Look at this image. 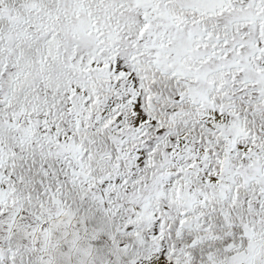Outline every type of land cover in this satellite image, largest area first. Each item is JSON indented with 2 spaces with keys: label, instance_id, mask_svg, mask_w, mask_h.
Returning <instances> with one entry per match:
<instances>
[{
  "label": "snow or ice",
  "instance_id": "6c2138e0",
  "mask_svg": "<svg viewBox=\"0 0 264 264\" xmlns=\"http://www.w3.org/2000/svg\"><path fill=\"white\" fill-rule=\"evenodd\" d=\"M0 264H264V0H0Z\"/></svg>",
  "mask_w": 264,
  "mask_h": 264
}]
</instances>
